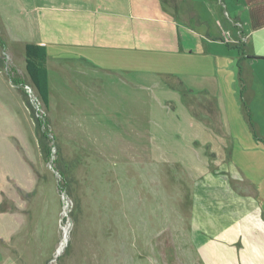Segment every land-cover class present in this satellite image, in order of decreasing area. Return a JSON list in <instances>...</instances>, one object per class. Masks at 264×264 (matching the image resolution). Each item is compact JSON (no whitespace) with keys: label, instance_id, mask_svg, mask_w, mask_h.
Instances as JSON below:
<instances>
[{"label":"crops","instance_id":"1","mask_svg":"<svg viewBox=\"0 0 264 264\" xmlns=\"http://www.w3.org/2000/svg\"><path fill=\"white\" fill-rule=\"evenodd\" d=\"M179 1L0 0V32L24 50L28 43L46 46L49 108L57 104L76 136L103 137L123 154L153 158L179 135L191 153L210 145L221 165L195 169L196 255L202 264H264V193L233 189L229 171L240 178V170L231 160L230 169L223 166L239 141L226 93L229 102L244 104L239 109L253 129L239 141L243 153L258 145L252 137L264 128V0ZM236 67L235 79L226 81ZM208 95L218 104L217 117L209 118L218 122L214 130L192 106V98ZM174 99L181 117L169 106Z\"/></svg>","mask_w":264,"mask_h":264},{"label":"rangeland","instance_id":"2","mask_svg":"<svg viewBox=\"0 0 264 264\" xmlns=\"http://www.w3.org/2000/svg\"><path fill=\"white\" fill-rule=\"evenodd\" d=\"M202 1L207 3L196 0L197 5ZM237 73L238 67L230 68L226 81ZM204 97L192 98V106L202 117H217L215 96ZM227 97V117L233 110L236 117L230 120L233 139L243 141L251 123L241 113L244 104ZM174 100L169 106L181 117ZM52 107L43 105L31 82L24 48L0 32V264H202L191 239L195 169L219 170L220 154L210 145L202 154L191 153L180 135L167 138L170 150L155 158L123 154L107 146L106 138L76 136L72 122L58 116L57 104ZM159 108L157 103L161 122ZM205 123L211 130L218 125ZM257 130L252 141L258 145L243 153L236 142L223 166L230 169L231 160L240 170V178L229 171L232 188L263 194L264 128Z\"/></svg>","mask_w":264,"mask_h":264},{"label":"trees","instance_id":"3","mask_svg":"<svg viewBox=\"0 0 264 264\" xmlns=\"http://www.w3.org/2000/svg\"><path fill=\"white\" fill-rule=\"evenodd\" d=\"M26 70L43 105L50 104L49 79L47 69V48L43 44L28 43L25 48ZM38 122H42L37 118ZM48 125V122H46Z\"/></svg>","mask_w":264,"mask_h":264},{"label":"bare ground","instance_id":"4","mask_svg":"<svg viewBox=\"0 0 264 264\" xmlns=\"http://www.w3.org/2000/svg\"><path fill=\"white\" fill-rule=\"evenodd\" d=\"M66 239H67V237H66V235H65V237H64V239H63V241H62V243H61V245H60V247H59V249H58V252H61V250L63 249V247H64V245H65V242H66Z\"/></svg>","mask_w":264,"mask_h":264},{"label":"water","instance_id":"5","mask_svg":"<svg viewBox=\"0 0 264 264\" xmlns=\"http://www.w3.org/2000/svg\"><path fill=\"white\" fill-rule=\"evenodd\" d=\"M59 255V254H58ZM58 255H57V257H58Z\"/></svg>","mask_w":264,"mask_h":264}]
</instances>
